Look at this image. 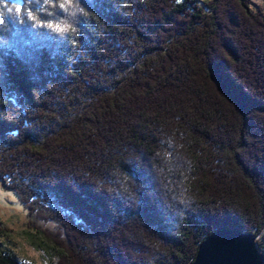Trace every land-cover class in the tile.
Segmentation results:
<instances>
[{
	"label": "trees",
	"instance_id": "obj_1",
	"mask_svg": "<svg viewBox=\"0 0 264 264\" xmlns=\"http://www.w3.org/2000/svg\"><path fill=\"white\" fill-rule=\"evenodd\" d=\"M0 182L55 264L264 254V0H0Z\"/></svg>",
	"mask_w": 264,
	"mask_h": 264
},
{
	"label": "rangeland",
	"instance_id": "obj_2",
	"mask_svg": "<svg viewBox=\"0 0 264 264\" xmlns=\"http://www.w3.org/2000/svg\"><path fill=\"white\" fill-rule=\"evenodd\" d=\"M27 222L24 205L0 182V251L11 252L20 263L55 264L56 253L38 233L28 228Z\"/></svg>",
	"mask_w": 264,
	"mask_h": 264
},
{
	"label": "water",
	"instance_id": "obj_3",
	"mask_svg": "<svg viewBox=\"0 0 264 264\" xmlns=\"http://www.w3.org/2000/svg\"><path fill=\"white\" fill-rule=\"evenodd\" d=\"M193 264H264V254L254 234L226 229L205 239Z\"/></svg>",
	"mask_w": 264,
	"mask_h": 264
},
{
	"label": "snow or ice",
	"instance_id": "obj_4",
	"mask_svg": "<svg viewBox=\"0 0 264 264\" xmlns=\"http://www.w3.org/2000/svg\"><path fill=\"white\" fill-rule=\"evenodd\" d=\"M71 2V0H65V3H70ZM17 11H19V9H17ZM61 31H66L67 30V28L65 27V28H62V29H60Z\"/></svg>",
	"mask_w": 264,
	"mask_h": 264
}]
</instances>
